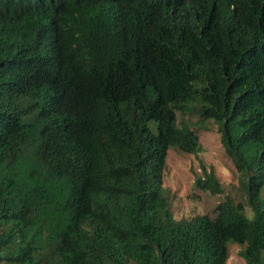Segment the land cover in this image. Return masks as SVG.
Wrapping results in <instances>:
<instances>
[{
	"label": "trees",
	"instance_id": "16d2710c",
	"mask_svg": "<svg viewBox=\"0 0 264 264\" xmlns=\"http://www.w3.org/2000/svg\"><path fill=\"white\" fill-rule=\"evenodd\" d=\"M216 124L236 189L176 217L170 148ZM204 127V126H203ZM206 127V126H205ZM264 264V0H0V264Z\"/></svg>",
	"mask_w": 264,
	"mask_h": 264
},
{
	"label": "rangeland",
	"instance_id": "374dc122",
	"mask_svg": "<svg viewBox=\"0 0 264 264\" xmlns=\"http://www.w3.org/2000/svg\"><path fill=\"white\" fill-rule=\"evenodd\" d=\"M183 117L191 121L198 131L201 149L197 154H192L170 148L166 156L163 185L174 193L172 201L174 216L189 217L195 213L213 215L215 205L221 196L210 194L194 186L195 174L201 173L200 162L212 167L220 184L226 189L232 188L236 194L240 193L236 189L238 172L231 159L225 154L216 124L209 121L203 127L199 126L195 115ZM228 249L226 264H245L238 253L241 246L230 244Z\"/></svg>",
	"mask_w": 264,
	"mask_h": 264
}]
</instances>
